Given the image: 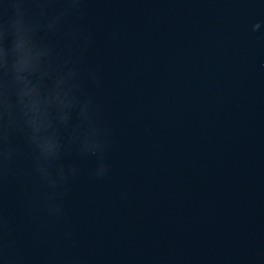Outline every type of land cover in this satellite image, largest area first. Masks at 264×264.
Returning a JSON list of instances; mask_svg holds the SVG:
<instances>
[{"label": "water", "instance_id": "95a60500", "mask_svg": "<svg viewBox=\"0 0 264 264\" xmlns=\"http://www.w3.org/2000/svg\"><path fill=\"white\" fill-rule=\"evenodd\" d=\"M0 264H264V0H0Z\"/></svg>", "mask_w": 264, "mask_h": 264}]
</instances>
